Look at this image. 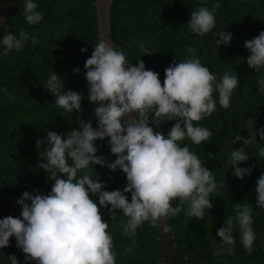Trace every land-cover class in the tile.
Wrapping results in <instances>:
<instances>
[{
	"label": "clouds",
	"instance_id": "obj_1",
	"mask_svg": "<svg viewBox=\"0 0 264 264\" xmlns=\"http://www.w3.org/2000/svg\"><path fill=\"white\" fill-rule=\"evenodd\" d=\"M219 7L216 2L211 9L202 6L191 11L187 27L201 37L209 33L216 25ZM37 8L34 0H25L23 14L28 25L43 20ZM216 36L219 47L230 45L233 39L231 32L220 31ZM29 38L23 29L18 36L5 33L0 38L2 54L19 52ZM31 42L39 43L37 35L31 36ZM93 47L84 68L87 98L96 105L93 109L96 127L91 121L78 118V129L63 134L48 131L45 138L38 139V151L41 145L47 147L40 151L44 156L37 167L53 182L51 190L47 194L23 192L17 200L22 207L20 216L0 218V249L9 246L10 239L15 237L16 247L22 250L26 264L27 261L117 264L113 236L109 223L103 219L102 209H107L113 220L119 210L125 217L121 221V234L134 237L145 222L155 227L162 218L175 217L182 210L192 219H204L206 210L213 207L211 194L223 186H218L204 160L180 142L187 139L200 145L209 140L213 132L198 122L216 111L214 92L218 93L219 105L229 108L231 95L239 85L237 73L225 72L218 79L195 55L196 49L189 46L185 59L179 63L173 61L165 68L162 83L159 73L146 69L142 59L135 65L129 63L125 52L115 43L100 39ZM137 47L142 55L152 54L143 43L137 42ZM244 47L250 52L247 65L257 72L264 70V30L246 40ZM86 51L81 49L82 53ZM79 72V68L74 69L75 74ZM43 85L53 95L56 107L69 114L74 110L81 112L83 95L73 90L62 91L64 84L57 73L53 72ZM257 85L258 91L264 93V78L258 79ZM0 91L10 100L15 99L7 88ZM165 121H175L167 134L154 130L152 125L159 128ZM246 128L250 138L236 134L231 143L240 141L243 147L233 149L229 157L234 169L232 174L241 180L255 168V165L239 166L250 159L246 149L257 142V136L264 141V127L253 131L250 118ZM105 138L116 157L111 162L97 155L95 141ZM257 155L264 157V146L258 148ZM212 156L208 153L209 158ZM90 165L122 171L127 180L123 190H105L104 182L92 178ZM255 191L256 206L264 208V174L256 181ZM92 196L97 197L98 203ZM233 220L228 217L217 231L222 247L214 255L233 252ZM235 220L240 230V244L251 254L255 241L252 208L237 203ZM125 251L133 253V248ZM7 258L11 264H19L14 254Z\"/></svg>",
	"mask_w": 264,
	"mask_h": 264
},
{
	"label": "trees",
	"instance_id": "obj_2",
	"mask_svg": "<svg viewBox=\"0 0 264 264\" xmlns=\"http://www.w3.org/2000/svg\"><path fill=\"white\" fill-rule=\"evenodd\" d=\"M2 2L0 0V6ZM34 2L43 15L40 23L28 25L23 14L25 0H17L3 32V35L11 32L18 36L21 29L26 31L30 38L24 47L5 56L0 43V89L7 88L15 97L10 100L0 91V218L20 216L22 207L17 200L23 192L47 194L51 190L53 182L37 167L44 156L40 151L47 145H41L38 151L37 140L45 138L48 131L63 134L78 129V118L90 121L84 65L94 44L98 43L96 0ZM216 2L220 7L215 27L202 37L193 34L186 25L190 12L202 6L211 9ZM111 24L113 41L125 52L128 62L135 65L142 59L146 69L159 73L162 83L165 68L173 61L179 63L185 59L189 46L196 49L195 55L218 79L225 72L237 73L239 85L231 95L229 108L219 105L218 93L214 92L216 111L198 122L213 132L209 140L200 145L187 139L180 142L204 160L218 186H223L211 194L213 207L206 210L204 219H192L182 210L177 216L169 217L168 222L176 248L186 259L195 261L208 252L195 264H264V244L251 254L242 246L235 249L240 244V230L235 220L237 203L252 208L253 247L263 240L264 208L256 206L255 188L256 181L264 174V157L257 155L264 141L257 136V142L246 149L250 159L239 166L255 165V168L242 180L232 174L234 169L229 162L233 149L243 147L240 141L231 143L236 134L250 138L246 122L251 118L253 131L264 127V93L257 89V80L264 78V70L257 72L247 65L250 52L244 47L246 40L264 30V0H113ZM220 31L232 33L230 45L219 47L216 44L219 39L216 33ZM33 34L37 35L39 43L31 42ZM137 42L145 44L152 54L142 55ZM82 48L87 51L82 53ZM76 68L80 69L78 74L74 73ZM53 72L64 84L62 91L73 90L83 95L81 112L74 110L69 114L54 105L53 95L43 85ZM95 106L93 104V109ZM91 122L96 127L93 110ZM174 124L175 121H165L159 128L152 126L167 134ZM95 144L98 156L106 157L109 162L116 159L110 152L108 138L97 140ZM208 153L213 154L212 158ZM90 168L92 178L104 182L105 190L122 191L127 183L126 175L119 169L111 171L100 165H90ZM127 195L130 200V193ZM91 198L98 203L96 196ZM176 203L178 201L173 206ZM116 214L114 220L110 219L107 209H102L103 219L109 223L113 236L117 264H163L157 226L145 222L134 237H128L121 234V221L125 217L119 210ZM228 217L234 218V250L217 256L214 251L222 247L217 231ZM128 247L133 248V253L125 251ZM13 254L19 264H26L22 250L16 247L15 237L10 239L9 246L0 249V264H11L7 257ZM27 264H35V261H27ZM177 264L181 263L177 261Z\"/></svg>",
	"mask_w": 264,
	"mask_h": 264
},
{
	"label": "water",
	"instance_id": "obj_3",
	"mask_svg": "<svg viewBox=\"0 0 264 264\" xmlns=\"http://www.w3.org/2000/svg\"><path fill=\"white\" fill-rule=\"evenodd\" d=\"M17 0H3L0 6V38H2L4 29L6 27L9 16L14 8ZM112 3L113 0H96V13H97V34L99 40H108L114 43L112 34ZM93 104H89V117L92 119ZM160 241L163 250V264H195L198 260L204 257L208 252L201 254L197 260L189 261L186 259L176 248L174 238L172 235L171 227L168 218H162L157 224ZM167 229V230H166ZM263 240L261 243L255 245L253 250L264 244V228L262 229ZM239 244L235 249L241 247ZM246 250V249H245Z\"/></svg>",
	"mask_w": 264,
	"mask_h": 264
}]
</instances>
